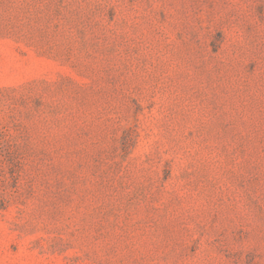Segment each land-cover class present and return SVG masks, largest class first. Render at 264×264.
Segmentation results:
<instances>
[{
	"label": "rangeland",
	"instance_id": "rangeland-1",
	"mask_svg": "<svg viewBox=\"0 0 264 264\" xmlns=\"http://www.w3.org/2000/svg\"><path fill=\"white\" fill-rule=\"evenodd\" d=\"M0 264H264V0H0Z\"/></svg>",
	"mask_w": 264,
	"mask_h": 264
}]
</instances>
